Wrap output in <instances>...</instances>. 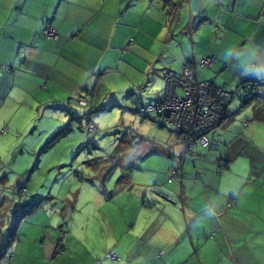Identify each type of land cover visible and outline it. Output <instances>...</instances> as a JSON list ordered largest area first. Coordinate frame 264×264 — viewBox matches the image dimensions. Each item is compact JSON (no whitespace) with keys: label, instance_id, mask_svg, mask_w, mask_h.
<instances>
[{"label":"crops","instance_id":"crops-1","mask_svg":"<svg viewBox=\"0 0 264 264\" xmlns=\"http://www.w3.org/2000/svg\"><path fill=\"white\" fill-rule=\"evenodd\" d=\"M46 26L56 37L42 35ZM207 55L214 63L201 66ZM186 60L198 80L231 92L264 81V0H0V138L33 134V113H77L79 95L91 93L86 106L94 109L125 94L137 106L152 104L162 72H179ZM259 101L264 84L247 106L229 112V103L207 148L188 152L175 135L166 163L156 173L146 168L142 183L130 172L119 184L121 165L102 212L103 221H123L112 232L120 259L110 264H264V119L253 118ZM3 208L0 201V264L107 262L97 257L103 250L82 242L86 228L71 253L70 237L56 238L34 219L38 207L17 208L12 220ZM58 223L70 236L69 224Z\"/></svg>","mask_w":264,"mask_h":264},{"label":"rangeland","instance_id":"rangeland-1","mask_svg":"<svg viewBox=\"0 0 264 264\" xmlns=\"http://www.w3.org/2000/svg\"><path fill=\"white\" fill-rule=\"evenodd\" d=\"M163 85L162 79V88ZM239 93L228 105L229 112L248 105L241 103ZM120 96L113 103L103 102L98 109L77 102L78 112L71 115L58 108L52 117H37L33 113V134L0 138V201L7 220L13 219L17 208L38 207L34 219L49 224L47 231L52 236H64V240L70 237L71 253L74 242L86 228L88 235L82 242L98 248L97 254L103 250L104 254L97 257L105 258L104 264L120 259L111 250L115 239L112 232L116 233L123 221L119 219L117 225L110 217L103 221L102 212L107 207L105 197L117 184L121 165L129 167L133 179L142 183L148 177L146 168L159 172L157 166L166 163L169 155L165 151L176 140L172 129L154 121L153 112L144 117L135 111L138 106L132 95ZM89 124L94 128L89 129ZM31 140L35 143L27 144ZM58 221L69 224L70 236L63 235ZM108 252L118 259L107 257ZM115 255L110 256L116 259Z\"/></svg>","mask_w":264,"mask_h":264},{"label":"built area","instance_id":"built-area-1","mask_svg":"<svg viewBox=\"0 0 264 264\" xmlns=\"http://www.w3.org/2000/svg\"><path fill=\"white\" fill-rule=\"evenodd\" d=\"M45 37H56V31L50 26L42 29ZM214 56L207 55L200 59L201 66H211ZM163 88L152 104L140 105V111L158 114L159 120L176 132L179 139L192 146V138L205 146L208 143L207 133L216 126L226 104L231 99V91L223 86H214L208 80H198L195 75V63L186 60L179 72L166 69L162 72ZM248 89L249 84H248ZM91 93L79 95L78 102L86 105ZM244 99H248L247 95ZM94 125L89 124V129ZM172 170L169 179L176 175ZM146 200V199H145ZM149 203L153 201L148 199ZM230 205V202L227 203ZM113 257V256H112Z\"/></svg>","mask_w":264,"mask_h":264},{"label":"trees","instance_id":"trees-1","mask_svg":"<svg viewBox=\"0 0 264 264\" xmlns=\"http://www.w3.org/2000/svg\"><path fill=\"white\" fill-rule=\"evenodd\" d=\"M191 61V60H190ZM204 67H209V66H204ZM211 82V81H210ZM212 83V82H211ZM213 84V83H212ZM248 84H249V89H248ZM261 84H264V81H262V80H259V81H244V82H242V83H240L239 84V90H237V92L239 91L240 93L239 94H237V97L241 100V103L242 104H249L250 102H251V100L257 95V90H258V87L261 85ZM214 86H218V85H216V84H213ZM224 88H225V86H223ZM230 91V90H229ZM237 92H231V99H230V101L232 100V97L234 96V95H236V93ZM247 95V97H248V99H244V96H246ZM230 101L226 104V106H225V108H224V110H226V107H227V105L230 103ZM141 105V104H140ZM140 105H138V113H140V114H142L144 117H146V116H148V114L150 113V112H153V111H150L149 113H143V112H141L140 111ZM257 105V106H256ZM255 106L257 107V108H254V110H253V113H254V115H253V118H258V119H264V102H262V101H259L257 104H256ZM224 110H223V112H222V114H221V116H220V118H219V120H218V122H217V124H216V126H214L208 133H207V138H208V143H207V145H205V146H202V145H200L197 141V137L198 136H195V137H193L192 138V142H193V144H192V146H190V145H186V143L184 142V146H185V149L189 152L190 150H191V148H194V147H202V148H207L208 146H209V144H210V138H209V133L210 132H212L217 126H219L220 124H221V122H222V119H223V113H224ZM153 114L155 115V118H154V121H158V124L160 125V126H164V127H167V128H169V129H171L169 126H166L165 124H163L160 120H159V116H158V114H156L155 112H153ZM248 123V120H246V121H243V124L245 125V124H247ZM173 130V129H172ZM174 131V130H173ZM175 132V131H174ZM175 134H176V132H175ZM177 136V135H176ZM182 140V139H181ZM172 170H176L177 172L176 173H178V169L177 168H173ZM171 170V171H172ZM130 172H131V169H129V167H122V174H121V177H120V179H119V184H127L128 182H129V178H130ZM118 190L116 189V190H114V193L115 192H117ZM144 199H146V198H144ZM145 201V200H144ZM146 202V201H145ZM148 203V202H147ZM18 221H19V217H16L15 219H14V221H12V228L14 229L15 228V226L17 225V223H18ZM108 257H110L111 259H113L114 257H111L110 255H108Z\"/></svg>","mask_w":264,"mask_h":264}]
</instances>
